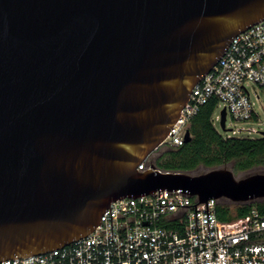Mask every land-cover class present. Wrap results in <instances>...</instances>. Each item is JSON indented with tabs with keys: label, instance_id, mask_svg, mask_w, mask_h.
I'll return each instance as SVG.
<instances>
[{
	"label": "water",
	"instance_id": "obj_1",
	"mask_svg": "<svg viewBox=\"0 0 264 264\" xmlns=\"http://www.w3.org/2000/svg\"><path fill=\"white\" fill-rule=\"evenodd\" d=\"M263 20L264 0H0V262L87 236L120 198L264 200V171L138 170Z\"/></svg>",
	"mask_w": 264,
	"mask_h": 264
},
{
	"label": "built area",
	"instance_id": "obj_2",
	"mask_svg": "<svg viewBox=\"0 0 264 264\" xmlns=\"http://www.w3.org/2000/svg\"><path fill=\"white\" fill-rule=\"evenodd\" d=\"M251 86L264 93V20L234 36L192 88L165 141L182 146L191 119L211 98L235 123L255 118ZM214 119L220 121V114ZM147 167L142 162L138 170ZM218 202L211 198L198 203L180 189L120 198L110 203L101 223L87 236L0 264H264V214L253 211L221 221L216 215Z\"/></svg>",
	"mask_w": 264,
	"mask_h": 264
},
{
	"label": "trees",
	"instance_id": "obj_3",
	"mask_svg": "<svg viewBox=\"0 0 264 264\" xmlns=\"http://www.w3.org/2000/svg\"><path fill=\"white\" fill-rule=\"evenodd\" d=\"M217 104V99L211 98L201 106L188 126L191 140L177 148L169 146V149L153 162L158 169L192 173L200 166L215 168L233 162L231 170L234 174H247L264 167V137H228L217 131L212 120ZM149 162L151 161L148 159L144 163L148 166ZM253 211L264 214V200L247 203L219 200L216 205V215L221 221L242 218Z\"/></svg>",
	"mask_w": 264,
	"mask_h": 264
},
{
	"label": "rangeland",
	"instance_id": "obj_4",
	"mask_svg": "<svg viewBox=\"0 0 264 264\" xmlns=\"http://www.w3.org/2000/svg\"><path fill=\"white\" fill-rule=\"evenodd\" d=\"M250 99L254 104V110L257 114V117L253 119H249L243 122H233L230 117L228 116L226 118L225 127L226 129H230L227 132H224L219 124V121L214 119V127L217 131L220 133L227 135L228 137H245V138H262V132L264 131V93L263 91L257 87H250ZM258 95L259 98L256 97ZM222 105L216 107L214 111V116H218L220 114V111L222 109ZM234 131V132H233ZM162 145V146H161ZM159 148H157L149 157L148 159L151 162H154L163 152L167 151L169 149V144L167 141H164L161 144ZM233 166V162H229L223 166L220 167H226L228 169H231ZM211 168H205L203 166H200L197 171L192 172V174H200L203 173ZM261 171H264V167L258 169ZM257 170V171H258ZM255 171V172H257ZM245 175V172H238L235 174L237 178H241Z\"/></svg>",
	"mask_w": 264,
	"mask_h": 264
},
{
	"label": "crops",
	"instance_id": "obj_5",
	"mask_svg": "<svg viewBox=\"0 0 264 264\" xmlns=\"http://www.w3.org/2000/svg\"><path fill=\"white\" fill-rule=\"evenodd\" d=\"M256 117H257V114H256Z\"/></svg>",
	"mask_w": 264,
	"mask_h": 264
}]
</instances>
